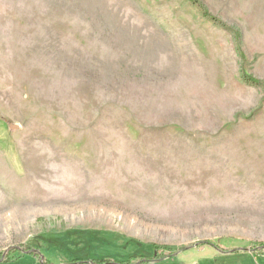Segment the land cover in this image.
Returning <instances> with one entry per match:
<instances>
[{"label": "rangeland", "instance_id": "obj_1", "mask_svg": "<svg viewBox=\"0 0 264 264\" xmlns=\"http://www.w3.org/2000/svg\"><path fill=\"white\" fill-rule=\"evenodd\" d=\"M125 262L264 264V0H0V264Z\"/></svg>", "mask_w": 264, "mask_h": 264}, {"label": "trees", "instance_id": "obj_2", "mask_svg": "<svg viewBox=\"0 0 264 264\" xmlns=\"http://www.w3.org/2000/svg\"><path fill=\"white\" fill-rule=\"evenodd\" d=\"M188 1H190V2H193V3H195V0H188ZM229 253H234V252H229ZM32 255V254H31ZM35 255V254H34ZM38 255V254H37ZM36 256V255H35ZM119 264H129L128 262H125V263H119Z\"/></svg>", "mask_w": 264, "mask_h": 264}]
</instances>
